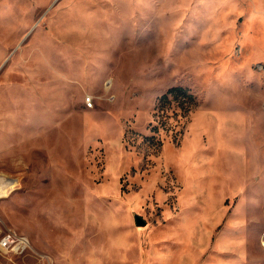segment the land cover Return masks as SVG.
Masks as SVG:
<instances>
[{"label": "rangeland", "instance_id": "1", "mask_svg": "<svg viewBox=\"0 0 264 264\" xmlns=\"http://www.w3.org/2000/svg\"><path fill=\"white\" fill-rule=\"evenodd\" d=\"M0 190V264H264V0H0Z\"/></svg>", "mask_w": 264, "mask_h": 264}, {"label": "trees", "instance_id": "2", "mask_svg": "<svg viewBox=\"0 0 264 264\" xmlns=\"http://www.w3.org/2000/svg\"><path fill=\"white\" fill-rule=\"evenodd\" d=\"M175 106L174 115H187L192 109L199 106L196 96L187 88L176 86L167 91L158 101L155 116L159 118V125H153L151 132L153 135L148 137L153 143H161L159 132L161 128H166L170 119V111ZM180 112V113H179Z\"/></svg>", "mask_w": 264, "mask_h": 264}, {"label": "built area", "instance_id": "3", "mask_svg": "<svg viewBox=\"0 0 264 264\" xmlns=\"http://www.w3.org/2000/svg\"><path fill=\"white\" fill-rule=\"evenodd\" d=\"M86 103L89 107L93 106V99L88 97ZM31 248L29 240L25 236L8 230L7 234L0 240V249L10 251L14 254H22Z\"/></svg>", "mask_w": 264, "mask_h": 264}, {"label": "water", "instance_id": "4", "mask_svg": "<svg viewBox=\"0 0 264 264\" xmlns=\"http://www.w3.org/2000/svg\"><path fill=\"white\" fill-rule=\"evenodd\" d=\"M136 223H137V225L138 226H140V227H144V226H146V222L141 218V217H136Z\"/></svg>", "mask_w": 264, "mask_h": 264}, {"label": "bare ground", "instance_id": "5", "mask_svg": "<svg viewBox=\"0 0 264 264\" xmlns=\"http://www.w3.org/2000/svg\"><path fill=\"white\" fill-rule=\"evenodd\" d=\"M1 192H2V191L0 190V197H2Z\"/></svg>", "mask_w": 264, "mask_h": 264}]
</instances>
